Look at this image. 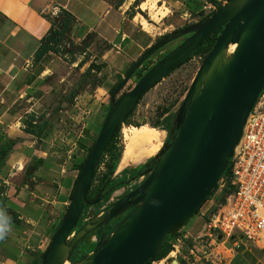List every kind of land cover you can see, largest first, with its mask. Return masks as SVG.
I'll return each mask as SVG.
<instances>
[{"label":"water","instance_id":"95a60500","mask_svg":"<svg viewBox=\"0 0 264 264\" xmlns=\"http://www.w3.org/2000/svg\"><path fill=\"white\" fill-rule=\"evenodd\" d=\"M219 29V40L181 103L168 140L149 158L155 164L146 172V178L134 191L88 218L86 210L100 204L104 197L87 201L95 172L129 111L155 83ZM190 34L117 99L149 58ZM263 90L264 0H228L210 18L172 33L148 49L110 97L109 110L77 180L66 217L41 264L154 261L172 229L192 218L226 173ZM113 224L109 234L97 237L99 230ZM92 239L95 245L90 248ZM73 256L78 258L75 262L71 261Z\"/></svg>","mask_w":264,"mask_h":264},{"label":"crops","instance_id":"0c3cea01","mask_svg":"<svg viewBox=\"0 0 264 264\" xmlns=\"http://www.w3.org/2000/svg\"><path fill=\"white\" fill-rule=\"evenodd\" d=\"M206 3L213 5L207 0H186L184 5L194 15L202 13ZM120 9L116 10L108 0H0V145L10 141L16 143L0 175V188H3L0 197L7 198L13 204L11 208L20 213L18 219L32 228L30 238L36 240L33 248L40 256L49 247L66 215L79 165L83 162L84 150L78 146L81 141L90 139L88 133L83 140L82 135L78 136L80 144L73 143L70 151L57 140L73 122L79 123L75 125L82 130L79 134L96 129L99 120L106 117L108 108L103 114L105 103H99L97 93L101 86H97L94 95L86 90L76 93L75 101L70 102L73 86L64 90L63 85L69 82L63 84L61 78L56 79L55 85L50 84L53 73L43 59L45 56L36 61V53L50 34L53 21L67 11L76 19V30L97 32L99 38L109 44L118 38L116 53L120 57L117 59L126 61L125 55L129 62L137 61L161 38L153 39L151 32L136 29L135 21H125L127 11ZM129 41L132 48L127 52L124 44ZM106 77L110 79L112 75ZM62 146L67 155L66 166L61 164L63 159L59 157ZM69 160L73 163L69 164ZM37 161H42L38 168ZM53 167L60 173L55 181L53 176L47 177ZM122 169L118 168L115 175ZM46 189L57 198L53 196L48 203V211L39 205ZM186 236L188 240L195 237ZM236 255L227 264H231ZM40 256L30 264H36Z\"/></svg>","mask_w":264,"mask_h":264},{"label":"rangeland","instance_id":"374dc122","mask_svg":"<svg viewBox=\"0 0 264 264\" xmlns=\"http://www.w3.org/2000/svg\"><path fill=\"white\" fill-rule=\"evenodd\" d=\"M108 1L114 6L116 10L121 11L120 7H122V9L127 11L125 14V21H127V19L135 21L134 23L137 26L134 27L136 29H145L151 32L150 34L153 36V39L158 38V40L162 37L169 36L172 33L199 23L201 19L211 15L212 12L217 11L215 8H218L214 4L210 5V7L208 3H206V8L202 13L199 12L192 15L187 11L186 6L184 5L186 0ZM65 20L66 14L62 13L58 19L57 25H61V23ZM76 27L77 23L75 19V24H72L70 31L62 34L60 37H58L55 43L53 42L49 45L50 48H55L57 52H50L43 58L44 61L47 62V67H49L53 73V75L50 76V84L52 83L55 85L56 79L61 78V80L63 79L64 81L63 84L69 82L67 86L63 85V89L65 90L66 88L68 91V89L73 86V90L71 91L76 92L77 94L85 90L88 93L95 94L97 91V86H101V90L97 93L99 96V103H105V109L103 107L104 114L107 108L109 110L112 88L119 83L121 78L123 79L127 75L125 74L126 71L133 65L132 63L135 61L129 62L125 55L123 57L126 59V61H120L118 60L119 58L117 59V56L120 57V54L116 53L118 52V49L116 48V44L119 42L118 38L113 39L112 43L109 44L107 41L99 38L97 32H86L83 30V33L82 31L80 32V30H76ZM190 36L191 34L175 40L157 51L146 63L142 65L139 73L132 76L131 80L117 96V99L124 93L130 91L138 83L140 78L145 74L144 70L151 69L153 64L158 63L164 56H166L170 51L175 49ZM124 48V51L127 52L131 50L132 45L130 41L124 44ZM133 52L134 50H132V53ZM199 56L204 57L205 54L201 53L193 56L191 60L174 70L170 75L165 77L160 83L151 88L142 97L133 113L120 129L117 138L119 149V159L117 160L118 168L122 169L121 160L125 149L124 131L127 129L139 127L144 124L151 125L163 132L162 144L165 143L167 133L164 131V128L159 127V125L170 116H172L170 121L173 122L175 120L181 103L186 97L201 65L205 61L204 59L203 62L198 63L196 59ZM92 65L95 67L93 68L94 70H91L90 68ZM96 67H100L101 70H97ZM143 68L145 69L142 70ZM110 74L112 77L107 79L106 75L109 76ZM48 75H50V73H48ZM70 93L71 92L67 94V97H69ZM74 101L75 99L73 102ZM99 122L100 123L97 125L96 129L91 130V132L90 130H86L85 133L83 132L81 134H79L82 131L79 129V126H75L79 125V123L73 122L70 126H68L67 130L62 133L61 138H59L57 141L61 142V144H64L66 150L70 151L74 147L72 144L76 143L79 145V142L83 140L86 133H88L90 140L83 141H85L87 147H90L100 132L99 128L100 126L102 127L104 122L103 117L99 120ZM80 135H82L81 140L78 138ZM65 139L66 144L64 143ZM63 147L64 146H62L59 150L62 153L60 154L59 152V157L60 159H63L61 164L65 165L64 159L67 155L66 151L62 150ZM78 147L81 148L80 145ZM86 156L87 150L85 149L83 151V160ZM104 158V164L100 166L95 177V187L98 185L99 179L106 171V164L110 162L109 155L105 156ZM147 159L142 163H145ZM68 162L69 164L73 163L70 160ZM58 174L60 175L59 170L56 171L53 167L47 177L53 176L55 181L56 178H58ZM138 186L140 185L138 184ZM0 189L3 190V188ZM216 193L219 194V190L218 192L216 191L215 194ZM47 194H49V196H47ZM222 195L223 194H221L220 199L217 195L210 197V199L206 201L199 212L195 213L192 218H190L184 225V227L178 231V234L182 237H189L186 235L196 237V235L201 232L205 221H207L210 217L209 214H212V209L218 207L220 205L219 203L222 202L224 198ZM53 196L54 195L52 194V191L49 192L46 189L45 193L42 195V198L39 200L42 201V203L39 205L48 211V203L53 200ZM54 198L55 200L57 199L56 196H54ZM114 199H117V197H114L113 200L111 199V202L114 201ZM100 206L101 204L92 206V209L87 214V217L89 218L92 215H96L101 210ZM16 211L18 210L11 208L9 210L8 217L2 222H6L8 230L5 232V241L4 239H0V264H30L34 258L40 256V253L34 252L33 246L36 244V240L30 238V235L32 234V228L30 229L26 222L18 219V215L20 213L18 214ZM34 225L37 227L40 226L36 224ZM193 241V239L188 240V242L186 241L187 246L185 248L181 247V249L184 251L183 253L187 251V247L190 246V242L193 243ZM94 243L95 240L92 239L89 243L90 248L94 247ZM245 243L246 242L243 241L242 244H240L237 248L229 245V250H225L223 243H221L215 248L217 257L211 255V249L205 246L202 248L204 249L202 251L206 252V256H208L209 260H203L202 262H199V264H211L210 259L216 261V264H227L233 258L235 253H237V255L231 264H256L257 261L261 262V264H264V251L259 250L253 245ZM250 249L251 251L249 252ZM7 258H9V262L7 261ZM178 260H180V257H178ZM170 263L177 264L176 261L163 262L160 264Z\"/></svg>","mask_w":264,"mask_h":264},{"label":"built area","instance_id":"2783aa9c","mask_svg":"<svg viewBox=\"0 0 264 264\" xmlns=\"http://www.w3.org/2000/svg\"><path fill=\"white\" fill-rule=\"evenodd\" d=\"M217 2L223 5L227 0ZM196 61L203 62L204 57L199 56ZM230 166V173L218 183L217 192L220 193L215 194L219 197L226 193L225 202L205 221L187 251L183 253L181 249L187 246V237L178 236L172 241V251L164 259L154 260L151 264L171 261L199 264L209 260L202 248L207 246L211 255L217 257L215 248L221 243L226 249L231 245L229 243L237 248L245 241L264 251V90L247 121L242 142ZM219 236H222L221 240ZM210 262L216 264L212 259Z\"/></svg>","mask_w":264,"mask_h":264},{"label":"trees","instance_id":"16d2710c","mask_svg":"<svg viewBox=\"0 0 264 264\" xmlns=\"http://www.w3.org/2000/svg\"><path fill=\"white\" fill-rule=\"evenodd\" d=\"M209 3L211 4H217V0H207ZM222 7L221 4L218 5V8L217 10H219L220 8ZM64 14H66V20L63 21L61 23V25H57V22H58V19L54 20L53 21V27H52V30L50 32V34L45 37L42 41V44L38 50V52L36 53V61H39L41 60L45 55L49 54L50 52H57V50L55 48H50L49 45L52 44L53 42L55 43V41H57L58 37H60L62 34L66 33V32H69L70 31V28L72 26V24H75V18L69 13V12H63ZM216 13V11L212 12L211 15H208L206 16L205 18L201 19L199 21L200 22H203L205 21L206 19L210 18L212 15H214ZM179 31H177L176 33H178ZM222 32V29H219L217 30L216 32H214L212 35H210L208 38H206L201 47L194 53L192 54L190 57H188L187 59H185L183 62H181L180 64H178L177 66H175L174 68L171 69V71L165 76L167 77L168 75H170L174 70H176L177 68L181 67L183 64H185L186 62H188L189 60H191L193 58V56L195 55H198V54H201V53H204L205 56H204V59L207 58V56L209 55V53L211 52V50L213 49L214 45L216 44V42L219 40V37H220V34ZM170 36V35H169ZM169 36H165V37H162L157 43H159L160 41H162L164 38L166 37H169ZM156 43V44H157ZM155 44V45H156ZM235 49V46L232 48V50ZM150 59V58H149ZM148 59V60H149ZM147 60V61H148ZM146 61V62H147ZM145 62V63H146ZM135 63V62H134ZM134 63H132L134 65ZM132 65V66H133ZM131 66V67H132ZM154 66V64L152 65ZM131 67L126 71L125 74H127ZM91 70H94L93 68V65L90 67ZM97 70H101L100 67H96ZM145 68H143L142 70H144ZM141 70V68L135 73V74H138L139 71ZM145 73L147 72V70H144ZM142 76V75H140ZM164 77V78H165ZM164 78L160 79L157 83H155L151 88L155 87L158 83H160ZM122 82V78L121 80L119 81V83L117 85H115L111 92L113 93L116 88L118 87V85ZM150 88V89H151ZM149 89V90H150ZM148 90V91H149ZM147 91V92H148ZM146 92V93H147ZM145 93V94H146ZM76 95V92H72V94L70 95L69 97V101L73 102L74 100V97ZM144 96V95H143ZM142 99V97H141ZM140 99V100H141ZM140 100L137 102V104L133 107V109H131L128 113V115L126 116V118L124 119L123 123L119 126V128L117 129L112 141L110 142L109 144V147L107 148L106 152H105V156L109 155L110 156V162L106 164V171L105 173L101 176V178L99 179V183L98 185L95 187L94 184H95V177H96V174H97V171L99 170L100 166L102 164H104V157L98 167V169L96 170L95 172V175H94V179H93V182L89 188V191H88V194H87V201H93L95 200L97 197H99L100 195H103V193L106 192V188L108 189V187L111 185V183L114 181L113 179V175L115 174L117 168H118V163H117V160L119 159V149H118V141H117V138H118V135H119V132H120V129L122 127V125L127 121V119L130 117V115L133 113V111L135 110L136 106L139 104ZM170 119H172V116H170ZM169 117L166 118V120H170ZM104 120V119H103ZM165 120V121H166ZM165 121H163L162 123H160L159 127H162L163 124H165ZM101 129V126L99 128V131ZM168 130V128H167ZM97 137L94 139L92 145L90 147H87L85 141L81 142L80 146L83 150H87V157H88V154L89 152L91 151V149L93 148L94 144H95V141H96ZM16 145V143L14 141H10V142H5L3 144L0 145V175L3 171V169L6 167V162H5V159L7 157V155L9 154V152L14 148V146ZM87 157L83 160V162L81 163V165H79V174H78V177L75 181V184H74V188H73V191H72V194H71V197H70V200L72 199V196H73V193H74V190H75V187H76V184H77V180L83 170V167H84V164H85V161L87 159ZM42 163V161H37L35 164H36V168H38V166ZM230 168L231 166H229V168L227 169L226 173L223 175L224 176H227L229 173H230ZM29 171V168L27 169V172ZM124 172V171H123ZM217 188H218V185L216 186V188L214 189V191L212 192V194L210 195V197H213L215 195V192L217 191ZM94 189V190H93ZM224 198L222 200V202H220L219 204H222L225 202V199H226V193H223L222 195ZM210 197L207 199L209 200ZM221 198V195L219 196V199ZM206 200V201H207ZM206 201L204 202V204L206 203ZM203 204V205H204ZM202 205V206H203ZM13 206V204H11L10 201H8L7 198H2L0 197V223L3 222L4 219H6L8 217V213H9V210L11 209V207ZM202 206L199 208V210L202 208ZM218 209V207H215L212 209V213L216 212ZM199 210L196 212L198 213ZM86 215L89 213V209L86 210ZM211 214H209L210 216ZM66 215L64 216L63 220H62V223L60 224L58 230L61 228L62 224H63V221L65 219ZM185 225V224H184ZM184 225H179L177 227H174L172 229V231L170 232V234L167 236L164 244H163V248L162 250L157 254V256L155 257V261H159V260H162L164 259L173 249L172 247V241L177 238L178 236H181L178 234V231L184 227ZM57 233V232H56ZM55 233V235H56ZM54 235V236H55ZM53 236V237H54ZM5 238V234L3 236L2 239ZM45 254V253H44ZM44 254L41 256V258L39 259V261L36 263V264H41V261H42V258L44 256ZM78 258L76 257H72V262H75ZM146 264H151V262H148Z\"/></svg>","mask_w":264,"mask_h":264},{"label":"flooded vegetation","instance_id":"af4514ba","mask_svg":"<svg viewBox=\"0 0 264 264\" xmlns=\"http://www.w3.org/2000/svg\"><path fill=\"white\" fill-rule=\"evenodd\" d=\"M170 120H166L165 124L162 125V127L164 128V131L167 134H169V132L173 128V122ZM165 140H167V138ZM154 164H155V161H153L152 159H149L145 163L141 162L137 164H129L127 167L123 168L117 175L114 174L113 175L114 181L111 183L112 188L110 187H108V189L106 188V192L103 193L104 197H103V201L100 202L101 204L100 209L113 204L114 202L118 201L126 194L130 193L131 191H134L137 188L138 184L140 185V183H142L143 180L146 178V172L149 169H151ZM114 197H117V199H114V201L111 202V199L113 200ZM114 226L115 224L107 227V229L99 230L97 233V237L102 236L104 233L109 234L114 228Z\"/></svg>","mask_w":264,"mask_h":264},{"label":"bare ground","instance_id":"6f19581e","mask_svg":"<svg viewBox=\"0 0 264 264\" xmlns=\"http://www.w3.org/2000/svg\"><path fill=\"white\" fill-rule=\"evenodd\" d=\"M162 133L161 130L148 124L124 131L125 149L121 168L127 167L129 164L141 163L155 155L163 143Z\"/></svg>","mask_w":264,"mask_h":264},{"label":"clouds","instance_id":"9594fccd","mask_svg":"<svg viewBox=\"0 0 264 264\" xmlns=\"http://www.w3.org/2000/svg\"><path fill=\"white\" fill-rule=\"evenodd\" d=\"M228 1V0H227ZM215 5H217V7H218V4H215ZM224 5V4H223ZM218 11V10H217ZM8 229H7V224H6V222L5 223H0V239H2L3 238V236H4V234H5V232L7 231Z\"/></svg>","mask_w":264,"mask_h":264}]
</instances>
